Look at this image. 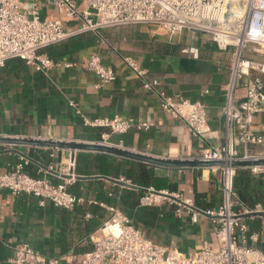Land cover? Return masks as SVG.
I'll list each match as a JSON object with an SVG mask.
<instances>
[{
    "label": "crops",
    "instance_id": "crops-1",
    "mask_svg": "<svg viewBox=\"0 0 264 264\" xmlns=\"http://www.w3.org/2000/svg\"><path fill=\"white\" fill-rule=\"evenodd\" d=\"M79 4L80 0H76ZM24 10L38 11L43 20H61L67 30L77 31L82 22L70 20L50 4V0H19ZM245 58L264 63V53H252ZM234 49L220 48L208 36L189 29L170 34L157 25L105 28L98 33L86 32L47 48L42 54L59 67L37 71L21 60H11L0 70V136L43 141L104 144L124 148L159 159H189L207 148L225 145L230 134L222 116L225 88L230 80ZM254 54V53H253ZM97 55L116 75L115 81H105L91 71L86 63ZM134 61L145 72V80L158 82L159 91L181 100L200 102L206 106L209 132L193 135L185 123L164 113L160 97L143 88L136 73L127 64ZM70 65L71 67H66ZM244 90L237 91L240 102ZM121 117L136 123L146 122L149 131L130 130L127 134H112L109 129L91 126L95 120ZM252 131L263 137L258 145H238L252 157L264 159V116L254 118ZM234 143L239 133L233 131ZM50 150L55 154L49 158ZM19 153L27 155L41 166H54L69 150L43 147H0V176L18 163ZM86 162L98 155L107 156L118 166L120 176L114 178L94 174L88 180H77L69 188L81 202L74 211L54 207L47 202L42 208L35 197L0 193V264H12L14 250L26 244L48 259H61L60 264H76L79 258L93 250L90 235L112 218L109 208L124 213L129 225L161 246L176 248L189 256L204 243L215 244V229L211 218L199 215L178 220L171 206H143L145 191L114 184L108 177L144 189L181 193L195 207L213 211L222 203L220 174L210 168H162L101 153L77 152ZM76 157V158H77ZM37 166L27 168L38 176ZM128 171L146 172L149 186L143 187L128 179ZM250 177L254 182L255 207L264 208V176L252 174L250 168H238L236 179ZM235 179V180H236ZM156 180L169 188L157 189ZM105 205V207L100 206ZM251 233L262 226L259 219L249 220ZM249 245L264 251L260 243Z\"/></svg>",
    "mask_w": 264,
    "mask_h": 264
},
{
    "label": "built area",
    "instance_id": "built-area-1",
    "mask_svg": "<svg viewBox=\"0 0 264 264\" xmlns=\"http://www.w3.org/2000/svg\"><path fill=\"white\" fill-rule=\"evenodd\" d=\"M236 7H245L243 17L225 13L227 0H50V4L70 20L82 22L77 31L67 30L61 20H43L38 11L24 10L19 0H0V70L11 60H21L37 71H47L60 65L42 54V51L61 44L75 35L101 29L140 25H157L170 34L189 29L208 36L220 48L234 49V60L229 83L225 88L222 116L230 138L223 146L207 148L188 160L224 162V166L210 168L220 174L221 205L213 211L198 209L192 200L181 193L145 190L143 206H171L178 220L190 217L197 222L199 215L211 218L216 243H204L200 250L186 256L176 248L161 246L147 238L136 227L129 225L127 217L118 208L111 207L109 222L90 235L93 250L82 255L76 264H264V251L249 242L264 246V208L246 207L235 189L236 161L259 160L247 151L241 154L238 145H258L263 137L254 134L252 125L257 115L264 116V63L245 58L253 47L254 53L264 50V0H230ZM127 64L137 74L143 88L156 93L164 113L182 120L195 136L207 134L206 106L200 102L179 101L159 91L158 82L145 80V72L132 60ZM86 66L105 81H115L111 67L103 64L97 55L88 59ZM66 67H71L66 65ZM244 90L243 101L237 97ZM103 127L112 134L124 135L132 129L149 131L153 125L146 122L115 117L99 119L91 123ZM239 133V143L232 139L233 131ZM106 144V143H104ZM49 158L54 160L52 150ZM77 152L70 151L66 160L54 166H41L27 155H19L18 163L10 166L0 176V193L9 191L14 196L27 195L38 199L39 206L47 202L54 207L74 211L81 200L70 192L76 184ZM36 165L37 175L27 168ZM252 174L263 175L264 168H250ZM105 207V205L100 204ZM262 221L260 230L251 233L248 221ZM61 259H48L26 244L14 250L12 264H60Z\"/></svg>",
    "mask_w": 264,
    "mask_h": 264
},
{
    "label": "water",
    "instance_id": "water-1",
    "mask_svg": "<svg viewBox=\"0 0 264 264\" xmlns=\"http://www.w3.org/2000/svg\"><path fill=\"white\" fill-rule=\"evenodd\" d=\"M0 147H43L57 150H69L73 152H87V153H101L107 154L114 157L136 161L156 167L162 168H214L224 166V162H203L199 160H188V159H159L142 153H137L120 147H114L105 144H93V143H76V142H64V141H43L35 139H20L12 137H1L0 136ZM19 155H23L19 153ZM237 168H252L260 167L264 168V159L255 161H236L231 164ZM103 178L109 182L117 185L135 189L138 191H145L146 189L131 185L129 183H123L115 179L108 177H96ZM90 177H78L77 180H88Z\"/></svg>",
    "mask_w": 264,
    "mask_h": 264
},
{
    "label": "trees",
    "instance_id": "trees-1",
    "mask_svg": "<svg viewBox=\"0 0 264 264\" xmlns=\"http://www.w3.org/2000/svg\"><path fill=\"white\" fill-rule=\"evenodd\" d=\"M94 174H101L114 178H119L120 176L118 166H115L111 160H108L107 156L98 155L92 160H89V162H86V159L81 160L78 155L76 175L91 176ZM127 176L128 179L136 185L143 187L149 186V175H147L146 172L133 173L132 171H128ZM161 183V180H156L155 186L157 189L169 188L170 190H175L173 186L167 187ZM255 188L256 186L250 177H243L240 181L237 179L235 180V189L240 200L250 209H254L258 203V199H256L255 196Z\"/></svg>",
    "mask_w": 264,
    "mask_h": 264
},
{
    "label": "bare ground",
    "instance_id": "bare-ground-1",
    "mask_svg": "<svg viewBox=\"0 0 264 264\" xmlns=\"http://www.w3.org/2000/svg\"><path fill=\"white\" fill-rule=\"evenodd\" d=\"M236 8L237 7H235L234 4L230 0H227L226 6H225V13L237 15V13L234 11ZM243 9H244V14H245V7H243ZM244 14H243V16H244ZM243 16L241 15V17H243Z\"/></svg>",
    "mask_w": 264,
    "mask_h": 264
},
{
    "label": "rangeland",
    "instance_id": "rangeland-1",
    "mask_svg": "<svg viewBox=\"0 0 264 264\" xmlns=\"http://www.w3.org/2000/svg\"><path fill=\"white\" fill-rule=\"evenodd\" d=\"M243 4L242 3H237L236 4V9L234 10L236 13H237V15H238V17H241V15L243 16V14H244V9H243ZM231 19V15L229 14L228 15V20H230ZM253 48V47H252ZM250 50H251V48H250ZM262 52L264 53V50H262ZM254 52H252V53H248V54H251V55H253V56H255L256 54L254 53Z\"/></svg>",
    "mask_w": 264,
    "mask_h": 264
}]
</instances>
